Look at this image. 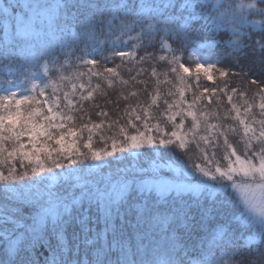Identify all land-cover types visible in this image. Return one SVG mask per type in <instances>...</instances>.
I'll use <instances>...</instances> for the list:
<instances>
[{
  "label": "snow or ice",
  "instance_id": "6c2138e0",
  "mask_svg": "<svg viewBox=\"0 0 264 264\" xmlns=\"http://www.w3.org/2000/svg\"><path fill=\"white\" fill-rule=\"evenodd\" d=\"M0 25V264H264V0H4Z\"/></svg>",
  "mask_w": 264,
  "mask_h": 264
},
{
  "label": "trees",
  "instance_id": "16d2710c",
  "mask_svg": "<svg viewBox=\"0 0 264 264\" xmlns=\"http://www.w3.org/2000/svg\"><path fill=\"white\" fill-rule=\"evenodd\" d=\"M81 46L83 47V45H81ZM250 59H251V58H250ZM189 65H190V63H186V66H189ZM225 66H230V64H226ZM232 70H233V71H239L238 68H233ZM213 75H214V77H215V76H217L218 74L215 73V72H213ZM258 78H261V77H258ZM231 79H232V83H233V84L238 83V80H239L238 77H232ZM217 82H219V81H217ZM206 83H208V84L211 86V82H206ZM253 90H254V87H253ZM142 99H144V98L142 97ZM162 107H163V105H161V108H162ZM153 111H154V113H157V114H158V111H159V110L154 109ZM92 119L98 121V118L95 117L94 114L92 115ZM121 123H123V121H121ZM162 124H163V122H162ZM166 127H167V126H166ZM116 133H118V128H113L111 131H108V130L105 128V129H104L101 133H99L98 135H94V137H93V144H94V147H95V148H101V147H104V144H103V143L100 141V139H99V136H100V135L108 136V135H113V134H116ZM117 138H119V137H117ZM109 143H110V142H109ZM82 150H83V149H82ZM152 159H153V156H152V154H151V150H147V151H146V154L143 155V156H141L140 159H139V161H137L136 159H135V160H131V159H130V161H125L124 164H125V165H128L129 163H134V165H138V166H143V167H144V166L146 165V162H147V161L150 162V161H152ZM157 162H169V161H167V158H165L164 160H157ZM114 167H115V163H113L111 166H105V167L103 168V175H104V176H107V175H108L107 172L111 171ZM29 212H30V209H29V211H26V212H25V217H27V216L29 215ZM257 264H260V262H259V258H257Z\"/></svg>",
  "mask_w": 264,
  "mask_h": 264
},
{
  "label": "rangeland",
  "instance_id": "374dc122",
  "mask_svg": "<svg viewBox=\"0 0 264 264\" xmlns=\"http://www.w3.org/2000/svg\"><path fill=\"white\" fill-rule=\"evenodd\" d=\"M0 6H2V5H1V2H0Z\"/></svg>",
  "mask_w": 264,
  "mask_h": 264
}]
</instances>
